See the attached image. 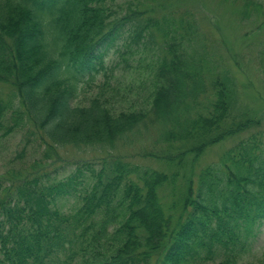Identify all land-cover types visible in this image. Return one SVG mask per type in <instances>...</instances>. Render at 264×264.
Returning <instances> with one entry per match:
<instances>
[{"label":"trees","instance_id":"trees-1","mask_svg":"<svg viewBox=\"0 0 264 264\" xmlns=\"http://www.w3.org/2000/svg\"><path fill=\"white\" fill-rule=\"evenodd\" d=\"M244 4L264 17V0ZM197 31L132 1L0 0V137H22L0 171V264H250L264 224V118L236 112L230 72L196 55ZM119 39L132 44L107 66ZM144 66L132 86L138 98L147 83L145 102L116 107V71ZM98 73L97 94L75 104ZM145 130L157 152L117 153ZM68 147L103 156L60 177Z\"/></svg>","mask_w":264,"mask_h":264},{"label":"rangeland","instance_id":"rangeland-1","mask_svg":"<svg viewBox=\"0 0 264 264\" xmlns=\"http://www.w3.org/2000/svg\"><path fill=\"white\" fill-rule=\"evenodd\" d=\"M126 5L132 1L144 7H154L158 13H168V17L181 21L197 31V41L193 43L196 55H202L210 62L217 72L229 71V80L235 84L236 91V112L242 110H258V114L264 118V27L258 29L259 23L263 20L259 16L263 13L244 11L245 0H121ZM134 1V2H133ZM262 2L263 0H256ZM163 6L164 8H160ZM158 16V14H155ZM243 15H249L245 17ZM161 17V16H158ZM126 39V38H125ZM119 39L117 43L108 49L105 54L107 66H113L120 62V53L126 52V43H131L129 39ZM154 42V41H153ZM132 44V43H131ZM156 45V43L154 42ZM152 44L150 48L156 46ZM133 47V45H132ZM128 57V56H127ZM133 57V56H132ZM131 58V57H130ZM148 61L145 63L147 64ZM133 70V69H132ZM117 79L120 80L119 86L126 88L121 91V102L115 105L118 108H128L129 102L142 105L147 95V83L141 90L138 98L136 96L137 87L132 85L139 84L148 77L149 70L144 66L140 72H127L126 70L116 71ZM96 81L86 87L85 94L75 102L85 104L88 99L95 96L98 92L97 85L104 80L102 73H98ZM148 88V87H147ZM5 97L9 94L7 87H3ZM123 95V96H122ZM119 101V100H118ZM10 123V122H9ZM264 126V120H263ZM134 136H137L134 135ZM153 131H144L142 135L135 137L134 141L121 146L117 153L130 156L143 155L146 151L157 152L159 148L154 144ZM21 135L15 134L10 137H0V171L6 168L17 149L21 147ZM239 138L225 141L222 144L213 146L207 150L200 160L201 166L214 163L225 151L226 148L235 144ZM157 148V149H156ZM62 164L69 165L62 169L60 177L68 175L75 170V163L82 160L98 159L103 153L97 150L85 151L77 150L73 147L62 149ZM29 156V161L33 160ZM158 168H163V164L149 162ZM64 211L70 212L75 207L73 199H64ZM251 252L247 254L246 261L250 264H264V224L256 235L251 245Z\"/></svg>","mask_w":264,"mask_h":264}]
</instances>
